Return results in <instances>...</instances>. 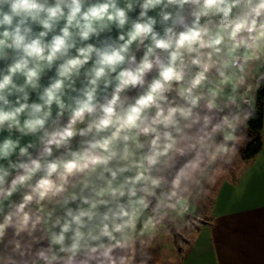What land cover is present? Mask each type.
<instances>
[{
    "label": "clouds",
    "instance_id": "9594fccd",
    "mask_svg": "<svg viewBox=\"0 0 264 264\" xmlns=\"http://www.w3.org/2000/svg\"><path fill=\"white\" fill-rule=\"evenodd\" d=\"M262 84L264 0H0V264H147Z\"/></svg>",
    "mask_w": 264,
    "mask_h": 264
},
{
    "label": "crops",
    "instance_id": "0c3cea01",
    "mask_svg": "<svg viewBox=\"0 0 264 264\" xmlns=\"http://www.w3.org/2000/svg\"><path fill=\"white\" fill-rule=\"evenodd\" d=\"M261 139L255 157L238 153L224 166L191 216L174 223L176 235L165 227L148 243L147 263L264 264V123Z\"/></svg>",
    "mask_w": 264,
    "mask_h": 264
},
{
    "label": "trees",
    "instance_id": "16d2710c",
    "mask_svg": "<svg viewBox=\"0 0 264 264\" xmlns=\"http://www.w3.org/2000/svg\"><path fill=\"white\" fill-rule=\"evenodd\" d=\"M262 123H264V84L256 93L255 115L247 122L246 139L239 145L241 159H252L260 151L262 146ZM166 228L176 235L174 224H168ZM147 264H151V262L149 261Z\"/></svg>",
    "mask_w": 264,
    "mask_h": 264
},
{
    "label": "rangeland",
    "instance_id": "374dc122",
    "mask_svg": "<svg viewBox=\"0 0 264 264\" xmlns=\"http://www.w3.org/2000/svg\"><path fill=\"white\" fill-rule=\"evenodd\" d=\"M175 239H177V242L181 241V238L179 236H175Z\"/></svg>",
    "mask_w": 264,
    "mask_h": 264
}]
</instances>
